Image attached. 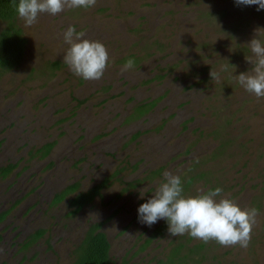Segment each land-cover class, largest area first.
Returning a JSON list of instances; mask_svg holds the SVG:
<instances>
[{
    "label": "rangeland",
    "instance_id": "1",
    "mask_svg": "<svg viewBox=\"0 0 264 264\" xmlns=\"http://www.w3.org/2000/svg\"><path fill=\"white\" fill-rule=\"evenodd\" d=\"M256 8L234 0H97L87 10L42 14L31 27L17 15L23 54L16 66L0 67V166L14 164L0 177V212L7 211L0 264H69L93 222L111 264H155L177 244L192 250L191 264H264V98L234 79L251 70L246 58L255 60L248 44L264 30V10ZM69 26L105 45L102 79L85 81L63 63ZM257 38L264 42V31ZM130 57L134 68L122 72ZM146 103L148 111L135 115ZM47 142L39 157L34 149ZM165 171L180 176L185 197L219 187L242 210L256 208L249 247L173 237L165 220L139 223L137 209ZM101 181L75 213L66 201L72 194L52 203L70 183L78 182L77 192Z\"/></svg>",
    "mask_w": 264,
    "mask_h": 264
},
{
    "label": "clouds",
    "instance_id": "2",
    "mask_svg": "<svg viewBox=\"0 0 264 264\" xmlns=\"http://www.w3.org/2000/svg\"><path fill=\"white\" fill-rule=\"evenodd\" d=\"M234 3L237 7L255 5L257 11L264 10V0H234ZM96 4L97 0H18L15 10L24 26L31 27L42 14L56 16L65 10H87ZM259 31L264 30H257L248 44L255 58L254 62L246 58L252 64L251 70L234 76V79L249 94L264 98V42L257 38ZM62 38L68 45L63 63L69 71L85 81L102 79L109 62L105 45L86 39L85 33L77 32L75 26H69L62 33ZM134 66L135 61L128 59L121 71L128 72ZM210 76L220 79L219 73L212 70ZM163 176L164 182L158 185L152 198L139 205V223L151 228L158 221L165 220L167 231L173 237L187 234L204 243L215 241L222 247H249L259 215L256 208L242 210L234 201L223 197V189L219 187L195 197H185L179 175L165 171ZM140 198L143 199V195Z\"/></svg>",
    "mask_w": 264,
    "mask_h": 264
},
{
    "label": "trees",
    "instance_id": "3",
    "mask_svg": "<svg viewBox=\"0 0 264 264\" xmlns=\"http://www.w3.org/2000/svg\"><path fill=\"white\" fill-rule=\"evenodd\" d=\"M18 3V0H15ZM14 0H0V20L4 22V26L0 30V67L16 66L23 54L26 39L22 35V31L17 25V13L15 10ZM131 58V57H130ZM132 59V58H131ZM128 60V59H127ZM134 60V59H133ZM57 62H53L56 66ZM152 103L140 104L134 109L135 115L139 116L148 111ZM52 142L44 143L42 146L35 148V153L39 157H44ZM14 167V164L8 163L0 166V177H5ZM103 181L92 185L84 191H77L78 182L66 185L59 192L54 194L52 203H58L68 194L67 203L71 208V213H75L83 204L89 203L95 195L99 194V189L103 185ZM7 214V211L0 212V221ZM42 230H37L31 235L23 247L28 245L30 241L35 240L41 235ZM182 244L171 247V250L164 259H156L155 264H191L188 260L192 250L181 252ZM72 260L69 264H111L109 256V242L103 231L99 230V223H90L82 237V239L72 249ZM120 264H130L127 260H123ZM132 264V263H131Z\"/></svg>",
    "mask_w": 264,
    "mask_h": 264
},
{
    "label": "flooded vegetation",
    "instance_id": "4",
    "mask_svg": "<svg viewBox=\"0 0 264 264\" xmlns=\"http://www.w3.org/2000/svg\"><path fill=\"white\" fill-rule=\"evenodd\" d=\"M4 218V217H3Z\"/></svg>",
    "mask_w": 264,
    "mask_h": 264
}]
</instances>
